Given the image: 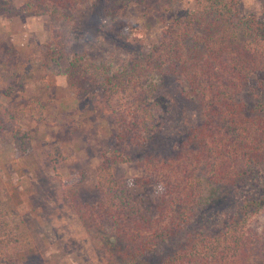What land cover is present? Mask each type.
<instances>
[{"label":"rangeland","instance_id":"1","mask_svg":"<svg viewBox=\"0 0 264 264\" xmlns=\"http://www.w3.org/2000/svg\"><path fill=\"white\" fill-rule=\"evenodd\" d=\"M12 1L17 8L27 5L28 10L15 14L0 12V55L10 47L14 48L20 68L13 80L12 94H0V102L14 108L37 99L45 108V120L39 122L30 115L21 120L23 126L34 133L32 149L23 156L15 153L12 135L0 128V197L8 200L5 208L10 212V221L25 231L27 239V246L16 256H7L3 250L0 253L16 264H106L110 261L122 264L129 252H137L140 241L150 239L178 221L181 207L184 209L192 204L183 201L184 194L173 192L171 186L175 188L177 182L185 179L186 170L195 168L194 176L198 178L206 174L203 162H198L195 157L200 152L192 146L182 150V153L190 154L185 157L189 159L171 160L157 172L152 170L150 173L134 160L115 164L117 179H151L141 186L130 187V190L149 208L153 230L145 231L129 224L124 232L120 229L123 224L115 225L114 207L98 187L97 177L98 166L103 162L108 146L116 147L118 143L129 147L128 138L120 139L121 131L136 125L137 121H141L140 129H143L145 124L142 123L151 118L148 104L141 105L143 109L137 111L140 103L136 89L138 87L140 92L143 89L129 82L134 76V68L141 70V77L156 81L158 93L174 104L168 118L161 119L163 130L178 131L177 139L181 141L187 135L201 132L199 127H203L200 124L204 121L201 109L182 94L179 81L170 72L168 64L160 62L161 66H157L147 60V52L161 42L171 18L192 10L195 2L97 0L96 4L88 3L75 12L74 17L61 22L57 18L63 16L64 11L53 1ZM239 9L241 14L254 13L258 18H264V0H240ZM66 14L70 15L69 12ZM55 38L80 58L74 66L73 78L67 58L48 68L43 67L42 51ZM182 43L185 51H189L191 37L183 38ZM188 55L185 52V57ZM109 62L115 65L117 76L107 75ZM125 64L129 66L128 71L124 70ZM5 69L6 64L0 59V72ZM24 71L26 76L21 79ZM262 77L261 71L253 73L251 86ZM9 88L4 84V90ZM244 92L234 101L246 102L247 109L236 112L234 119L236 129L253 143L259 133L251 117L259 112L252 109L260 96L253 90ZM207 130L213 135L208 136V140L214 158L228 162V158L234 156L227 171L236 174L241 170V155L235 157V147L219 129ZM53 148L60 151L58 173L63 178L84 172L76 184L79 194L75 206L63 195L60 177L49 155ZM190 149L196 152H188ZM219 185L224 191V181ZM165 195L167 199L162 201ZM195 196L198 193L191 198ZM225 199L220 193L218 203L208 209L202 208V217L197 222L207 225L204 227L212 231V236L216 235L214 238L201 233L199 236L206 239L197 242L194 229L199 227L195 223L182 228L178 235L170 236L169 243L162 245L163 250H172L175 242L186 245V252L193 258L176 263L231 262L240 257L242 248L252 245L256 233H264V207L243 216L244 220L229 233L226 222L232 209ZM3 201L5 205L7 201ZM161 256L156 250L148 252L140 264H160ZM256 259L260 256L256 255Z\"/></svg>","mask_w":264,"mask_h":264},{"label":"trees","instance_id":"2","mask_svg":"<svg viewBox=\"0 0 264 264\" xmlns=\"http://www.w3.org/2000/svg\"><path fill=\"white\" fill-rule=\"evenodd\" d=\"M48 1H53L61 11H64L63 16L57 18L61 22L74 17L75 12L88 3L96 4L97 2V0ZM193 1L195 6L192 10L171 18V22L163 31L161 42L147 52V60L157 66H161L160 62L168 64L170 72L179 81L182 94L201 109L204 118L200 124L203 127H199L201 132L187 135V138L181 141L177 139L178 131L175 133L172 128L169 131L163 130L161 119L168 118L174 104L162 93H158L156 81L147 76L141 77L143 76L141 70L134 68V76L129 82H132L133 86L140 85L143 89L141 92L138 87L136 89L138 95L136 98L140 103L137 105V111L140 108L143 109L141 105L146 103L151 118L142 123L145 124L143 129H140L141 121H137L136 125L121 131L120 139L128 138L129 147L120 146L118 143L116 147L108 146L104 152L103 162L98 166L97 177L98 187L109 204L114 207L115 225L123 224L124 226L120 229L124 232L126 225L129 224L145 231L153 230V217L149 208H146L140 196L134 195L130 190V187L141 186L145 182H150L151 179H117L114 172L115 164L134 160L137 164L144 165L149 172L152 170L157 172L171 160L189 156L190 154L182 153V150L192 146V148H198L197 151L200 154L195 157L198 162H203L206 174L198 178L194 176L195 168L186 170L185 179L177 182L175 188L171 186L173 192L184 194L183 201H191L192 204L184 209L181 207L178 221L167 225L150 239L140 241L137 252H129L122 264H140L148 252L155 250L162 255L160 264H178L177 261L192 259L193 255L186 252L188 248L181 242H175L172 250L170 248L163 250L162 245L169 243L170 236L178 235L182 228H188L192 226L191 224L197 223L202 217V208L208 209L218 203L220 193L224 194L225 200L232 209L226 222L229 233L241 220H244L243 216L264 207V18H258L254 13L241 14L240 0ZM24 10H28L27 5L17 8L12 0H0V12L15 14ZM69 23L72 24L73 21ZM187 37H191L192 40L189 51H185L186 47L182 43V39ZM57 40L55 38L43 49V67L48 68L59 63L61 59L67 58L71 65L68 70L73 78L74 66L80 62V58L76 52L69 51ZM185 52H188V57H185ZM0 59L6 64L5 71L0 72V94L10 95L14 90L13 80L20 71L16 62L15 49L10 47L0 55ZM127 67H129L128 64H125V71H128ZM106 71L109 77L117 76L118 73L111 62L107 65ZM258 71L263 73V77L256 85L251 86L252 75ZM24 76H26L25 71L21 79ZM4 84L10 88L4 90ZM246 89L253 90L256 92L254 94L260 96L252 109L259 112L258 115L251 117L259 133L256 142L253 143L248 141L244 133L236 129L237 122L234 119L236 112L247 109L246 102L234 101ZM73 92L77 93L76 90ZM44 110V106L37 99L26 106L14 108H8L0 102V128L12 135L14 151L18 156L31 151L34 139L33 131L23 126L21 120L25 115H30L35 120L43 122ZM154 118H156L155 121ZM207 129L211 131L219 129L220 133L225 134L235 147L237 151L235 157L238 158L241 155V170L236 174H229L227 171L233 163L234 156L231 155L228 162L214 158L208 140V136L213 137V135ZM187 151L196 152L195 149ZM49 155L53 168L60 177L63 195L72 206H75L74 203L79 194L76 184L83 178L84 172L76 173L71 178H63L58 173L61 158L59 149H51ZM222 181L225 185L224 191L220 188L223 186L219 185ZM181 187L182 190H179ZM195 193H198V196L191 198ZM161 199L166 200V195ZM3 200L7 201L5 205ZM7 203L6 198L0 197V251H6L7 256H16L27 246V239L25 231L11 223L10 212L5 208ZM197 225L199 229L193 228L197 242L206 239L199 236L201 233L213 238L216 236H212V231L204 227L207 225L198 223ZM131 239L138 240L137 237ZM251 242L252 245H246L241 249L238 259L224 264H264V233H256ZM256 255H259L260 259L257 260ZM0 264L16 263L0 253ZM106 264L120 263L110 261Z\"/></svg>","mask_w":264,"mask_h":264}]
</instances>
